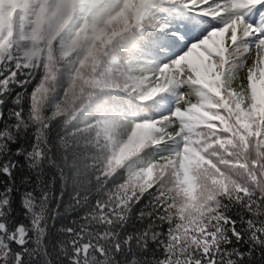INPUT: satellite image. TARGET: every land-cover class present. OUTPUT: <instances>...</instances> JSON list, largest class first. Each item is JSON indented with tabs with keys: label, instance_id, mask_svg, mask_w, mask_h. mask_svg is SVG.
I'll return each mask as SVG.
<instances>
[{
	"label": "snow or ice",
	"instance_id": "1",
	"mask_svg": "<svg viewBox=\"0 0 264 264\" xmlns=\"http://www.w3.org/2000/svg\"><path fill=\"white\" fill-rule=\"evenodd\" d=\"M9 97L13 130L77 127L0 135V172L70 171L82 211L53 238L50 193L25 224L3 189L0 264H264V0H0Z\"/></svg>",
	"mask_w": 264,
	"mask_h": 264
},
{
	"label": "trees",
	"instance_id": "2",
	"mask_svg": "<svg viewBox=\"0 0 264 264\" xmlns=\"http://www.w3.org/2000/svg\"><path fill=\"white\" fill-rule=\"evenodd\" d=\"M49 102V106H46V114H50L52 108ZM4 108V118L0 119V135L7 136L10 141L14 143L11 147L15 148L16 144H20L22 150L24 145L35 148L40 146L44 141H47L49 146H52V150L56 151V145L59 142L60 137H66L69 140H73L74 137L71 135L77 124L75 122L63 125L59 119L53 120L48 124L47 128H42L35 122H32L26 128L19 130H13L15 124V118L13 116V108L11 104V97L7 98ZM8 145L0 144V148H6ZM9 161H16V166L12 168L11 175H4L0 172V194H3V189L11 188L15 193L12 195V208L10 213L14 214L15 218L22 223H29L30 217L25 215V207L21 203V197L26 196L29 192H33L36 196L47 191L51 194L49 203L55 207L58 203L59 212L55 217V222L52 226L53 238L56 237L58 230L65 225H68L70 221L78 218L81 215L82 210H74L71 201L73 194L79 190V183L75 176L69 171L66 175V183H62L61 179L57 177L53 183H50L49 177L55 175L54 170L48 167L43 169L34 170L35 166L29 167L25 164L23 157H17L13 151L6 157ZM38 164V162H37ZM40 172L43 175H40ZM39 176V179H38ZM62 193L63 198L59 199ZM50 210V209H49ZM254 264H261L259 258Z\"/></svg>",
	"mask_w": 264,
	"mask_h": 264
}]
</instances>
